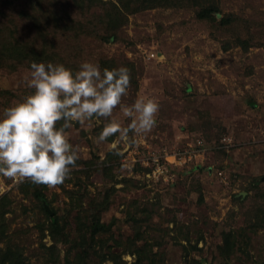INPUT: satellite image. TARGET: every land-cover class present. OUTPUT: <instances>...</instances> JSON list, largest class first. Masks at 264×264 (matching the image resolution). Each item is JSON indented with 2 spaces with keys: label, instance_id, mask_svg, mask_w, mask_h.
<instances>
[{
  "label": "rangeland",
  "instance_id": "obj_1",
  "mask_svg": "<svg viewBox=\"0 0 264 264\" xmlns=\"http://www.w3.org/2000/svg\"><path fill=\"white\" fill-rule=\"evenodd\" d=\"M90 1L0 0V264H264V0Z\"/></svg>",
  "mask_w": 264,
  "mask_h": 264
},
{
  "label": "trees",
  "instance_id": "obj_2",
  "mask_svg": "<svg viewBox=\"0 0 264 264\" xmlns=\"http://www.w3.org/2000/svg\"><path fill=\"white\" fill-rule=\"evenodd\" d=\"M98 1H100L101 2V0H98ZM127 1H129L130 3H132V4H134L135 2L136 3H140V5L139 6H137L135 9H133V10H140L139 9V7H141V6H143V5H146V4H150V3H154V4H156V5H162L163 3H165L167 0H127ZM169 1V0H168ZM96 2V0H91L90 1V4H91V6L93 5V3H95ZM170 2V1H169ZM12 2H11V0L9 1V0H5V5H6V7H7V9L9 10V11H14L13 10V8H12V4H11ZM127 2H126V0H117V1H115V0H110L109 2H108V6L113 10V12L115 13V14H117V15H121L122 14V12H121V8H127V4H126ZM123 4H125V6L123 5ZM121 7V8H120ZM25 8V7H24ZM9 30V29H8ZM7 30V31H8ZM8 43V42H7ZM14 48V47H13ZM33 48H36V47H32V49ZM26 54H28V53H26ZM39 197H45L44 195H42V194H39ZM52 219H53V221L56 223V225H58V217H57V214L55 215H52V217H51ZM100 222H101V220L100 219H98ZM137 263H139L140 264V262H137Z\"/></svg>",
  "mask_w": 264,
  "mask_h": 264
},
{
  "label": "built area",
  "instance_id": "obj_3",
  "mask_svg": "<svg viewBox=\"0 0 264 264\" xmlns=\"http://www.w3.org/2000/svg\"><path fill=\"white\" fill-rule=\"evenodd\" d=\"M39 121H41V120H39ZM36 122H38V121H31V122H29V125L30 126H34L36 124ZM15 179H18V176L17 175L15 176Z\"/></svg>",
  "mask_w": 264,
  "mask_h": 264
}]
</instances>
